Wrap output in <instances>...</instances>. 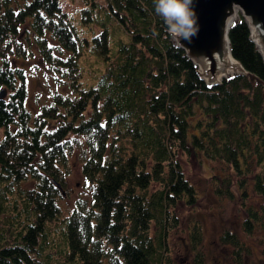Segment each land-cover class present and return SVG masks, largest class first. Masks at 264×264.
I'll list each match as a JSON object with an SVG mask.
<instances>
[{
    "label": "trees",
    "instance_id": "obj_1",
    "mask_svg": "<svg viewBox=\"0 0 264 264\" xmlns=\"http://www.w3.org/2000/svg\"><path fill=\"white\" fill-rule=\"evenodd\" d=\"M105 8L128 33L114 51L104 25L91 41L78 37L59 0H0V264H165L177 208L197 202L181 157L223 163L213 177L218 195L232 196L235 184L244 197L250 183L264 199V61L246 22L237 19L228 37L247 72L208 85L154 0H106ZM86 47L103 65L94 80L83 76ZM28 51L62 87L39 97L36 113L19 62ZM75 148L90 200L61 216ZM28 179L33 187L23 186ZM244 213L247 231L264 230V203ZM222 235L239 257L235 234ZM200 240L195 225L192 250ZM202 261L197 253L194 263Z\"/></svg>",
    "mask_w": 264,
    "mask_h": 264
},
{
    "label": "rangeland",
    "instance_id": "obj_2",
    "mask_svg": "<svg viewBox=\"0 0 264 264\" xmlns=\"http://www.w3.org/2000/svg\"><path fill=\"white\" fill-rule=\"evenodd\" d=\"M96 5L85 0H59V5L68 15L76 34L80 38H87L91 41L93 34L98 33L104 25L109 33L110 48L114 51L120 37L127 38L128 33L121 29L118 21L106 12V0H94ZM92 10L90 17L84 12V8ZM237 19L242 18L238 12ZM85 57L82 64L85 67L84 77L93 78L92 74L96 66L103 68L102 63L95 62L97 56L91 48L84 50ZM19 62L27 70L28 84V109L36 113L39 105V97L50 96L51 91L57 89L62 91L60 85L55 84L51 76V69L44 64L40 58L28 51L26 58L19 59ZM65 91V90H63ZM69 91V90H68ZM50 127V125H49ZM81 150L74 149L68 154V166L66 169V182L63 186L64 195L58 199L61 206V216L72 210L77 200L89 202L90 185L81 173ZM185 174L197 191V202L193 207L179 205L177 208L178 223L168 229L167 249L165 264H195L194 258L197 253L203 257L202 264H264L262 252V239L264 230L256 225L247 231L242 222L245 218L244 209L246 205H262L264 199L258 196L249 183L245 196H240L235 184L232 196L218 195L216 193V181L213 177L223 175L225 168L220 161L196 158L185 159L181 157ZM25 187H33V181L28 179L23 183ZM264 224V222H263ZM195 225L200 229L201 240L196 248L191 249L190 237ZM235 234L241 248L239 257L234 255L236 248L231 244L224 245L220 236L224 232ZM223 236V235H222Z\"/></svg>",
    "mask_w": 264,
    "mask_h": 264
},
{
    "label": "water",
    "instance_id": "obj_3",
    "mask_svg": "<svg viewBox=\"0 0 264 264\" xmlns=\"http://www.w3.org/2000/svg\"><path fill=\"white\" fill-rule=\"evenodd\" d=\"M199 32L191 42L172 39L197 66L208 85L244 66L230 51L228 31L238 12L250 30V38L264 61V0H193Z\"/></svg>",
    "mask_w": 264,
    "mask_h": 264
},
{
    "label": "clouds",
    "instance_id": "obj_4",
    "mask_svg": "<svg viewBox=\"0 0 264 264\" xmlns=\"http://www.w3.org/2000/svg\"><path fill=\"white\" fill-rule=\"evenodd\" d=\"M154 4L170 35L188 42L197 36L199 26L193 0H154Z\"/></svg>",
    "mask_w": 264,
    "mask_h": 264
},
{
    "label": "bare ground",
    "instance_id": "obj_5",
    "mask_svg": "<svg viewBox=\"0 0 264 264\" xmlns=\"http://www.w3.org/2000/svg\"><path fill=\"white\" fill-rule=\"evenodd\" d=\"M237 17H238V15H237Z\"/></svg>",
    "mask_w": 264,
    "mask_h": 264
}]
</instances>
